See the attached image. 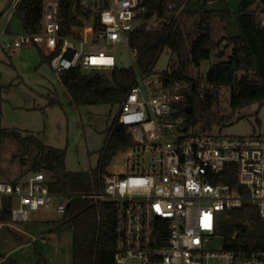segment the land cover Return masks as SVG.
I'll return each instance as SVG.
<instances>
[{"label": "built area", "instance_id": "1", "mask_svg": "<svg viewBox=\"0 0 264 264\" xmlns=\"http://www.w3.org/2000/svg\"><path fill=\"white\" fill-rule=\"evenodd\" d=\"M74 1L80 12L68 35L60 34L58 0L44 1L38 31L14 35L9 28L20 0H10L0 14V48L16 52L35 45L47 55L55 53L49 65L57 77L69 70L82 74L111 70L117 65L118 47L128 50L134 66L135 54L128 45L131 32L143 25L152 29L148 25H157L158 19L143 17L146 8L140 0ZM260 22L264 27V14ZM162 72L155 66L144 75L135 68V83L115 117L127 128L134 146L120 153L126 163L119 172L108 170L102 191L51 193L44 173L34 172L20 182L0 180V208L7 200L11 224H24L39 210L63 215L76 198L112 201L114 264H264V250L213 248L228 211L253 207L264 222V134L227 137L184 127L183 118L174 116L177 106L195 90L200 99L204 90L213 95L216 91L204 79L192 83L164 77ZM136 152L141 160L136 161ZM145 153L151 155L148 164ZM231 165L242 192L217 182Z\"/></svg>", "mask_w": 264, "mask_h": 264}, {"label": "trees", "instance_id": "2", "mask_svg": "<svg viewBox=\"0 0 264 264\" xmlns=\"http://www.w3.org/2000/svg\"><path fill=\"white\" fill-rule=\"evenodd\" d=\"M45 0H20L15 16L18 17L23 32L38 31L43 15ZM145 6L144 18L155 16L160 23L154 29L139 26L129 37V49L135 54L134 66L124 68L117 65L108 72L82 74L79 70L64 71L58 80L71 104L119 106L135 83V68L142 74L150 73L156 66L162 52L169 50L177 59L176 69L162 72L164 77L178 80L188 78L184 71L188 65L199 67L200 63L209 60L213 51L219 46L209 34L211 22L229 19L231 13L225 10L200 9L190 12L186 8L191 2L200 0H140ZM224 2V0H203ZM238 11L235 14V27L238 35L228 38L231 54L226 61L210 66L204 79L216 92L223 88L228 90V106L221 111L218 98L204 90V98L193 91L177 106L175 117L183 118V126L196 128L197 132L211 133L213 128L228 122L234 114L252 104L264 105V27L260 16L252 7H264V0H238ZM58 20L60 34L68 35L76 23L75 13L80 6L74 0H58ZM264 14V12H261ZM184 15L198 17V33L187 44L183 33ZM171 17V18H169ZM42 62H48L55 53L46 55L40 49ZM217 58L223 54L218 53ZM200 79V80H201ZM58 103L50 99L49 104ZM0 139L15 140L26 151L37 150L34 172H43L51 193L73 195H95L103 189V178L107 175L113 158L134 146L125 126L112 120L110 129L99 153L98 164L94 170L85 173H71L65 168V151L43 144L33 135L22 136L18 131L0 129ZM234 167L228 166L219 176L217 182L227 183L242 192L236 179L230 173ZM217 233L222 238L225 250H264V222L253 207H243L224 214ZM0 223H11V204L3 201L0 208ZM71 227V264H114L115 214L112 201L99 202L91 197L76 198L70 201L62 215L61 227ZM157 231L155 232L156 235ZM164 234V232H163ZM37 255L38 251L34 249ZM3 256L0 255V260ZM10 264H20L6 258ZM41 264H47L43 261Z\"/></svg>", "mask_w": 264, "mask_h": 264}, {"label": "rangeland", "instance_id": "3", "mask_svg": "<svg viewBox=\"0 0 264 264\" xmlns=\"http://www.w3.org/2000/svg\"><path fill=\"white\" fill-rule=\"evenodd\" d=\"M10 0H0V14L7 8ZM238 0L204 3L203 0L191 2L186 10L200 9L225 10L231 13L226 21L215 18L210 25L209 34L219 46L213 51L209 60L200 63L199 67L188 65L184 71L188 78H204L211 65L226 61L231 54L229 37L238 35L235 27V14L238 11ZM260 16L264 7H252ZM171 18V17H169ZM183 33L187 44H190L198 33V17L184 15ZM152 23L149 28H156ZM10 32H23L17 16L11 21ZM40 46L28 45L19 51L8 52L0 48V129L18 131L22 136L33 135L43 144L65 151V168L71 173H85L94 170L98 164L99 153L115 119L119 106L107 105L74 106L61 86L57 74L48 62L40 58ZM44 51V50H43ZM45 52V51H44ZM218 53L223 54L217 58ZM46 54V52H45ZM47 55V54H46ZM118 67H132L133 62L125 47L115 50ZM176 56L164 50L156 64L160 71L176 69ZM103 71V72H108ZM218 108L223 111L228 106V90L219 89L215 93ZM50 99L58 103L50 105ZM194 133H198L194 128ZM212 134L227 137H247L264 134V105L252 104L237 111L228 122L216 126ZM169 136V134H168ZM37 150L28 151L15 140L0 139V177L7 183L20 182L34 173ZM122 155L113 158L109 170L120 171V165L126 163ZM145 163L151 161L150 154H143ZM119 157V158H118ZM135 158L141 160L140 153ZM132 163V162H130ZM141 165V164H139ZM42 172V171H41ZM43 173V172H42ZM62 224V215L53 211L39 210L32 214L31 221L24 224H9L0 229V255L21 264H71V227ZM32 228L35 236L27 233ZM221 237L213 248L220 249ZM35 247L40 256L33 248ZM10 264V263H3Z\"/></svg>", "mask_w": 264, "mask_h": 264}, {"label": "crops", "instance_id": "4", "mask_svg": "<svg viewBox=\"0 0 264 264\" xmlns=\"http://www.w3.org/2000/svg\"><path fill=\"white\" fill-rule=\"evenodd\" d=\"M212 2H215V1H210V2H208V3H212ZM0 180L2 181V178L0 177ZM8 226L9 224H3V223H1V225H0V229H1V227L2 226ZM27 233L29 234V235H31V236H35V234H36V231L35 230H33L32 228H30V229H28V231H27ZM33 248H35V247H33ZM39 255L38 256H40V253H38ZM3 256V258L0 260V264H3V263H8L7 262V260H6V258L7 257H9L8 255H2ZM18 262V261H17ZM18 263H20V262H18ZM21 264V263H20ZM41 264V263H40Z\"/></svg>", "mask_w": 264, "mask_h": 264}, {"label": "water", "instance_id": "5", "mask_svg": "<svg viewBox=\"0 0 264 264\" xmlns=\"http://www.w3.org/2000/svg\"><path fill=\"white\" fill-rule=\"evenodd\" d=\"M185 130H186V128L183 129V131H185Z\"/></svg>", "mask_w": 264, "mask_h": 264}]
</instances>
